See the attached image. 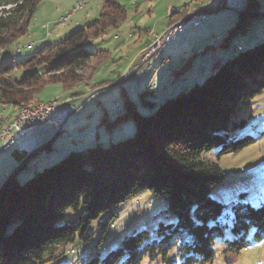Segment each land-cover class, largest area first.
I'll list each match as a JSON object with an SVG mask.
<instances>
[{
  "label": "trees",
  "instance_id": "trees-1",
  "mask_svg": "<svg viewBox=\"0 0 264 264\" xmlns=\"http://www.w3.org/2000/svg\"><path fill=\"white\" fill-rule=\"evenodd\" d=\"M119 1L100 0L91 23L40 46L15 66L2 65L0 55V105L33 104L44 86L65 88L79 82L85 69L93 74L110 52L85 45L125 21L127 11ZM40 2L0 0V51L26 35ZM259 7L258 0H244L224 46L264 15ZM236 48L191 87L156 102L142 99L148 108L144 114L125 97V110L115 122L133 124L134 133L126 139L72 149L21 183L11 176L0 188V264H67L62 252L72 254L75 242L92 239L93 226H101L97 251L71 264H172L176 255L181 264H194L213 259L216 238L237 252L248 244L249 234L264 241V203L255 207L240 193L229 234L226 206L210 195L225 177L210 152L237 153L258 139L246 131L241 108L264 88V36ZM18 70L24 73L16 78ZM142 191L166 201L167 214L176 219L167 225L169 234L156 242L144 232L124 237L114 249L103 247L116 208Z\"/></svg>",
  "mask_w": 264,
  "mask_h": 264
},
{
  "label": "rangeland",
  "instance_id": "rangeland-1",
  "mask_svg": "<svg viewBox=\"0 0 264 264\" xmlns=\"http://www.w3.org/2000/svg\"><path fill=\"white\" fill-rule=\"evenodd\" d=\"M84 1L89 2L87 9H84L88 10L100 0ZM210 1L207 0V3ZM220 1L219 5L223 3L222 0ZM79 2L80 0H77L76 4ZM119 2L127 11L125 21L117 30H108L102 37L89 40L85 45V48L90 51L110 52L109 59L98 66L93 74L90 73V68L85 69L80 81L65 87L66 89L61 84L46 85L36 95L39 101L33 104H22L24 107L26 105L30 107L56 101L62 109V106L74 102L76 108L68 116L63 130L56 131L53 125L34 127L31 134L15 143L20 148L11 147L13 144L7 147H11L10 152L14 151V154L17 153L16 150L21 152V147L24 151L21 157L14 158L16 162L0 183V188L13 172H15L14 179L21 183L30 179L35 172L56 163L72 149L82 151L96 144L108 146L111 141L126 139L134 133L133 124L125 121L115 122L117 116L125 110L123 105L125 97L136 105L139 113L144 114L148 108L142 105V99L156 102L165 97L167 91L175 93L181 87H191L193 82L188 80V77L192 73H200L212 68L218 61L229 57L233 51L238 52L236 46L245 48L264 36L263 15L250 23L243 33L226 40L227 46L222 44L228 30L236 23L237 11L243 7L244 0H225L226 5L217 10H212L214 7L209 4L205 8H211L210 11H205L207 19L198 28H194L187 22L193 16L200 14L202 10L183 14L186 13L185 7L193 9L198 6L196 0H120ZM198 2L204 5L206 0H198ZM258 2L260 11L264 12V0H258ZM73 6L72 0H41L26 35L18 41V44L0 51L1 64L15 66L17 62L28 59L40 46L60 41L63 38V32L68 33L79 28L78 25L84 24H79L80 17L84 14L83 10L72 16L69 15L70 17L64 22L59 21L61 17L72 11ZM182 8L184 12L176 16V11L179 12ZM168 17L169 24L165 26ZM43 25H48L49 28L42 29ZM179 25H183L182 32L176 33L174 39L170 38L161 50L154 45L157 41L154 43L155 34H153L150 44L139 58H134L135 55L129 51L134 47L138 36L136 27L143 31L146 29L156 31L159 32L158 34L168 28L172 29L171 34H173V29ZM48 31L51 35L47 37ZM130 31H133L135 39L132 44L129 42L127 47L126 38ZM114 35L115 39L120 35V40L116 42L113 39ZM141 38L142 41L146 40V36L141 35ZM18 46L21 50H17ZM122 46H124L123 49ZM153 49L154 51L151 52ZM128 61H131L133 66L130 70L124 71L125 79L118 84L117 80L120 79L118 81L120 82L122 78L119 73L122 71L123 63ZM170 70L171 72H167ZM177 71H180L178 75ZM23 73L18 70L15 77L19 78ZM184 79L188 81L185 84L182 83ZM141 94L144 95L141 97ZM3 106L0 105V125H2L0 132L9 124L11 117L18 110V108ZM241 113L248 121L246 131L258 139L237 153L218 155L219 150H213L208 155L225 175L223 181L210 195L226 206L228 228L225 232L229 234H231L233 223L232 207L242 202L243 196L240 197V193L246 194L247 201L255 207L259 203H264V88L248 100L247 105L242 106ZM48 143V147L42 151L41 146ZM25 159H27L25 165L20 167ZM116 212L102 242V246L108 249L120 246L126 236L144 234V232L148 235V241L160 242L169 234L167 225L176 220L167 214L166 201L154 197L148 191H142L120 204ZM161 227L162 230L159 231ZM92 232L94 233L92 239L87 242L77 241L73 244L72 254L62 252L63 259L67 258L64 262L71 264L76 262L77 258L89 259L95 254L98 249L96 243L101 235V226H93ZM247 240L248 244L237 252L225 242V239L216 238L213 243V259L207 262L198 261L194 264H264V241L252 239L251 234L247 236ZM60 251L58 249L56 253ZM174 258L172 264H181L183 258L180 255ZM46 264L52 263L47 261Z\"/></svg>",
  "mask_w": 264,
  "mask_h": 264
},
{
  "label": "built area",
  "instance_id": "built-area-1",
  "mask_svg": "<svg viewBox=\"0 0 264 264\" xmlns=\"http://www.w3.org/2000/svg\"><path fill=\"white\" fill-rule=\"evenodd\" d=\"M83 4H84L83 0H80V4H77V6L74 7L73 11ZM207 10H211V8L199 12L200 14H198L197 16H193L192 19L189 22H187V24L193 25L194 28H198L199 25L207 19V16L204 13ZM69 15L70 14H67L64 17H61L59 21L61 22V20H66L69 17ZM183 25L181 26L179 25L178 27L173 29L174 30L173 34H171L172 29H166L160 34H155L154 43L156 41L157 43L155 44L153 43V44L156 47H159V50H161L170 38L174 39L176 33L182 32L181 27ZM18 50H21V48H19ZM153 51L154 49L151 50V52ZM75 108H76V104L74 102H71L70 104L68 103L65 106H63L62 109L60 108L59 104H50L44 106V108L27 110L26 112L23 113H28V114L26 115L23 114L20 117H17L15 126L6 127L5 133H3V137H0V140L5 142V148H7L12 144L14 145L15 143H18V141L22 137L31 134L32 131L34 130V127L36 128L41 125H53L52 127H54L56 131H58L59 129H64L66 126V120L68 116ZM18 146L17 148H20Z\"/></svg>",
  "mask_w": 264,
  "mask_h": 264
},
{
  "label": "crops",
  "instance_id": "crops-1",
  "mask_svg": "<svg viewBox=\"0 0 264 264\" xmlns=\"http://www.w3.org/2000/svg\"><path fill=\"white\" fill-rule=\"evenodd\" d=\"M72 2L74 3V6H73V9H74V7H75V4H76V2H77V0H72ZM83 2H84V4H83V7L82 8H80V9H78V10H74L73 11V9H72V11L70 12V13H68V14H70V16H72V15H74L75 13L77 14L79 11H84V14H83V16H81L80 17V23L79 24H81V23H84V24H82V25H78V27H83V26H85V25H87V24H89V23H91L94 19H96L97 18V15H98V11H99V8H100V1L97 3V1H96V5L94 4L93 6H92V8H89L88 10H84V9H87V7H88V5H89V2H85L84 0H83ZM196 2L198 3L197 5V7H195V8H193V9H188L187 7H185L184 9H185V12L186 13H183L184 12V9L182 10H180L179 12H177L176 11V16L177 15H180L181 13H183L184 15H186V14H189V13H191V12H194V11H201V10H203V9H205V8H207L208 6H209V3H207V0H206V3L204 4V5H202V3H200V2H198V0H196ZM121 3V2H120ZM122 4V3H121ZM123 5V4H122ZM40 6V5H39ZM124 6V5H123ZM125 7V6H124ZM39 8V7H38ZM69 16V17H70ZM168 16V15H167ZM169 17H168V19H167V24L165 25V26H167L168 24H169ZM200 26V25H199ZM45 28H49L48 27V25H43L42 26V29H45ZM71 30V29H70ZM135 30L136 31H138V36L136 37V40H135V45H134V47L132 48V49H130L129 51L130 52H132L133 53V55H135L134 56V58H139L140 57V55H141V53L144 51V49H146L147 47H148V45L150 44V42H151V37H152V35L153 34H158L159 32H156V31H149V29H146V31H143V30H141L140 28H138V27H136L135 28ZM163 30V29H162ZM70 32V31H69ZM68 32V33H69ZM67 31L66 32H63L62 33V37L64 38L67 34ZM51 35V33L48 31L47 33H46V36L48 37V36H50ZM121 35V34H120ZM120 35L115 39V35L113 36V39L117 42V41H119L120 40ZM141 35L142 36H146V40H143L142 41V38H141ZM62 37H60V38H62ZM59 38V39H60ZM62 38V39H63ZM218 38V37H217ZM62 39H60V40H62ZM134 39H135V37H134V35H133V31H130L128 34H127V38H126V45H127V47H128V45H129V42L132 44L133 42H134ZM140 39H141V41H140ZM56 42H58V41H54V43H56ZM53 44V43H52ZM125 46V45H124ZM124 46H122L121 48L123 49L124 48ZM118 47H120V46H118ZM237 47V46H236ZM235 47V48H236ZM234 48V49H235ZM121 49V50H122ZM234 52V51H233ZM218 61V60H217ZM219 62H222V61H218V63ZM215 65V64H214ZM133 66V64H131V61L129 62H126V63H123V67H122V71H121V73H119V75H122V78H121V81L120 82H118L119 80H117V82L116 83H121V82H123L124 81V71L125 70H130L131 69V67ZM212 69H213V67L212 68H210V69H207L206 71L205 70H203L202 72H200V73H192L191 74V76L190 77H188V80H190L191 82H193V83H195V82H200L201 80H203L204 78H205V76L207 75V74H209L211 71H212ZM110 74H112V73H110ZM183 81H185V82H188L187 81V79H184ZM180 89V88H179ZM179 89H177V90H179ZM169 94H172L171 93V91H167V93H166V96L167 95H169ZM61 107V106H60ZM63 107V106H62ZM59 134V133H58ZM27 138V137H26ZM11 147H17L16 145H13V146H11ZM11 147H9V148H5V142L4 141H1L0 140V183L2 182V180L4 179V178H6V176L9 174V172H10V170H11V167L13 166V163L15 164V162H16V160L14 159V158H16V159H18L19 157H21L20 155L23 153V151H24V148L23 147H21L22 148V151L21 152H19L18 150H16L17 151V153H13V152H10V149H11ZM42 147V146H41ZM13 168V167H12Z\"/></svg>",
  "mask_w": 264,
  "mask_h": 264
},
{
  "label": "bare ground",
  "instance_id": "bare-ground-1",
  "mask_svg": "<svg viewBox=\"0 0 264 264\" xmlns=\"http://www.w3.org/2000/svg\"><path fill=\"white\" fill-rule=\"evenodd\" d=\"M221 3V1L220 0H211L210 1V5H211V7H217L219 4ZM77 4H80V2L79 3H77ZM77 4L75 5V7L77 6ZM82 7V5L81 6H79L77 9H75V10H78V9H80ZM172 15V14H171ZM68 19V18H67ZM66 19V20H67ZM66 20H62L61 22H64V21H66ZM189 20V19H188ZM168 29V28H167ZM155 37V36H154ZM50 104H56V101H54V102H51V103H46L45 102V104H37V105H35V106H30V107H27V105H26V107H24L23 105L22 106H16V107H13V108H18V110H16V113H14V115L11 117V121L9 122V124H7L2 130H1V132H0V137H3V133H5V129H6V127H13V126H15L16 125V121H17V117H20L21 115H22V113L23 112H26L27 110H35V109H37V108H44V106H46V105H50ZM3 107H6V105H4ZM10 118V117H9ZM7 122V121H6ZM2 124V123H1ZM5 125V124H4ZM1 126V128H2V125H0ZM60 130V129H59ZM63 130V129H62Z\"/></svg>",
  "mask_w": 264,
  "mask_h": 264
},
{
  "label": "water",
  "instance_id": "water-1",
  "mask_svg": "<svg viewBox=\"0 0 264 264\" xmlns=\"http://www.w3.org/2000/svg\"><path fill=\"white\" fill-rule=\"evenodd\" d=\"M222 1H223V0H222ZM221 6H222V4L219 5V6H217L216 8H214V9H212V10H217V9H219ZM209 11H210V10H209ZM25 160H26V159H25ZM25 160H24V161H25ZM24 161H23V162H24ZM14 174H15V172H13V173L10 175V177L13 176ZM10 177H9V178H10ZM9 178H8V179H9ZM8 179H7V180H8ZM1 187H2V186H1Z\"/></svg>",
  "mask_w": 264,
  "mask_h": 264
}]
</instances>
